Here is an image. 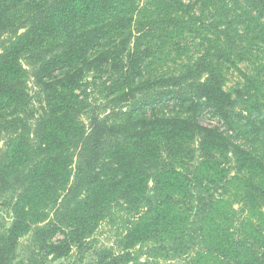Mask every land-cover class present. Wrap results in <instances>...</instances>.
<instances>
[{
	"label": "trees",
	"instance_id": "16d2710c",
	"mask_svg": "<svg viewBox=\"0 0 264 264\" xmlns=\"http://www.w3.org/2000/svg\"><path fill=\"white\" fill-rule=\"evenodd\" d=\"M137 1L0 0V264H264V0Z\"/></svg>",
	"mask_w": 264,
	"mask_h": 264
},
{
	"label": "rangeland",
	"instance_id": "374dc122",
	"mask_svg": "<svg viewBox=\"0 0 264 264\" xmlns=\"http://www.w3.org/2000/svg\"><path fill=\"white\" fill-rule=\"evenodd\" d=\"M146 2V0H138L137 4L139 6L143 5ZM197 12V8H195ZM195 12V13H196ZM136 18V14H134V20ZM132 22V28L135 30V22ZM189 40H191L189 38ZM193 42H196L193 41ZM183 58V57H182ZM182 58H180L177 62H179ZM168 65L170 67H174V65H171V62H168ZM243 66V64H241ZM240 80L239 76L232 71L227 72L226 75V82H225V87L229 88L236 82ZM29 85L31 84V81H28ZM199 120L202 124H217L215 119H211L208 114L203 113L199 116ZM216 122V123H215ZM12 221V214L9 212L8 208H6L4 205L0 206V226L3 224L8 226ZM1 226V228H2ZM115 232V229L105 223H102L96 232L93 234L91 237V240H93V247L91 248L90 251L85 253V258L84 261H89V260H94L95 259V254L97 250H99L102 247H109L113 246V233ZM30 248V234L25 235L24 237L19 239L17 250H16V256L15 260L20 259L22 257H26L29 253L28 249ZM75 257V249H73L69 255L63 258H59L57 260H51L50 257L48 258V261L50 264H70L73 262Z\"/></svg>",
	"mask_w": 264,
	"mask_h": 264
}]
</instances>
